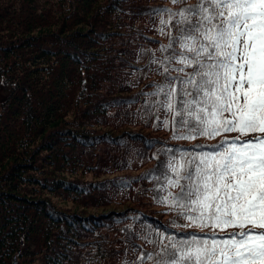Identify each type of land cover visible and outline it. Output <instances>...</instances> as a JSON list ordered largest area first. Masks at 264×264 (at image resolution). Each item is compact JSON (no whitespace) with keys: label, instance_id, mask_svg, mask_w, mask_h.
Returning <instances> with one entry per match:
<instances>
[{"label":"trees","instance_id":"trees-1","mask_svg":"<svg viewBox=\"0 0 264 264\" xmlns=\"http://www.w3.org/2000/svg\"><path fill=\"white\" fill-rule=\"evenodd\" d=\"M196 3L0 0V264H157L169 237L210 231L184 227L170 165L237 134L174 138L184 129L155 94L166 75H183L163 50L175 22L161 21ZM134 145L133 159L154 165L114 174L132 167Z\"/></svg>","mask_w":264,"mask_h":264},{"label":"snow or ice","instance_id":"snow-or-ice-1","mask_svg":"<svg viewBox=\"0 0 264 264\" xmlns=\"http://www.w3.org/2000/svg\"><path fill=\"white\" fill-rule=\"evenodd\" d=\"M167 11L161 23L174 21L177 35L163 49H172L165 61L183 75H166L155 94L184 129L174 138L237 135L170 165L168 186L179 191L168 197L182 209L184 227L210 231L169 237L157 264H264V0H197Z\"/></svg>","mask_w":264,"mask_h":264},{"label":"rangeland","instance_id":"rangeland-1","mask_svg":"<svg viewBox=\"0 0 264 264\" xmlns=\"http://www.w3.org/2000/svg\"><path fill=\"white\" fill-rule=\"evenodd\" d=\"M145 22L147 23L149 28H151V24L149 22H147V21H145ZM157 23H159V22H157ZM164 40L166 41V38H164ZM132 77H137L136 73H134L132 75ZM125 126L129 127L127 125H125ZM125 126L120 127V128H125ZM120 128H118L117 130H119ZM152 129H153V127H152ZM145 132H149L148 129H145ZM153 134L154 135H158L159 132L154 131ZM128 150H129V152H128V160L130 161V163H132L131 164L132 167H130V169L128 168V169H125V170H122V171H114L115 173L113 171L112 172H103V173L106 174V175L112 174V173H114V174L138 175V174L142 173L143 171H145L147 168H149V167L154 165V161L152 160V158H150L148 160L143 159L141 161H137V160L133 159L134 157H139L141 155V153H140L141 152V148L139 146H137V145L135 146L134 145L133 147H129ZM150 153L157 157L158 154L160 153V150L159 149L157 151L156 150H152V151H150ZM94 174L95 173H93V172H91V173L87 172L85 174V177L88 178V179H93L95 177ZM56 202L62 207H66L67 206L65 203H61L60 201L56 200ZM117 202H122V203H117ZM123 203H124V206H129V207L130 206L133 207V206L136 205V203L131 202V201H126V200L125 201L124 200L123 201H118V200H116V203L114 204V207L116 209H121V208H123ZM127 223H130V221H127ZM119 232H122V231H119ZM146 244L147 245H144V247L150 248L151 245H153V241H151L149 239L148 243H146ZM17 261H18V258L16 257L13 264H17ZM92 264H106V263L105 262L101 263V262H99V261H97L95 259Z\"/></svg>","mask_w":264,"mask_h":264}]
</instances>
